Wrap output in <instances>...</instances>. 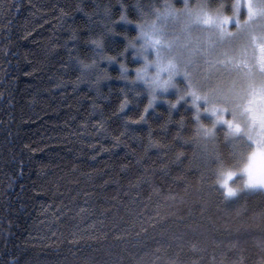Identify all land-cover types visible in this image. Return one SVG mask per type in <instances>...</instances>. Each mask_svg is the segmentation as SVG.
<instances>
[{
    "label": "trees",
    "instance_id": "16d2710c",
    "mask_svg": "<svg viewBox=\"0 0 264 264\" xmlns=\"http://www.w3.org/2000/svg\"><path fill=\"white\" fill-rule=\"evenodd\" d=\"M186 1L229 35L245 17ZM186 1L0 0V264H264V189L223 184L232 131L121 71L137 26Z\"/></svg>",
    "mask_w": 264,
    "mask_h": 264
},
{
    "label": "rangeland",
    "instance_id": "374dc122",
    "mask_svg": "<svg viewBox=\"0 0 264 264\" xmlns=\"http://www.w3.org/2000/svg\"><path fill=\"white\" fill-rule=\"evenodd\" d=\"M168 4L163 5L152 20H144L137 26L136 37L142 39V30L152 31L154 27V35L160 43L144 47L152 49L154 63L161 68L167 69L169 62L175 66L171 76L179 71L177 80L181 86L178 90H170L168 96H184V89L189 86L188 91L196 93L197 97L203 95L210 101L213 112L223 113L239 109L251 98L253 89H264V0H236L235 10L239 12L242 5L245 17L236 23L238 27L230 35L228 24L231 17H216L209 11L202 12L191 7L187 1L180 8L174 7L176 3ZM183 8L186 10L181 17L174 15L175 9L181 11ZM188 42L192 43V49L185 46ZM142 43L145 45L144 39ZM136 67L131 70L135 71ZM152 75V72H145L133 77V81L141 82L150 92L151 88L145 81ZM161 95L164 96V93ZM152 104L155 102L150 106ZM256 112L258 117H264V103L257 102ZM235 126L239 130L240 124ZM228 129L231 130L230 125ZM229 172L233 173L231 177L227 176L228 172L223 177V181H228L227 192L229 187L233 192L264 189L249 186L248 181L237 176L235 171Z\"/></svg>",
    "mask_w": 264,
    "mask_h": 264
},
{
    "label": "clouds",
    "instance_id": "9594fccd",
    "mask_svg": "<svg viewBox=\"0 0 264 264\" xmlns=\"http://www.w3.org/2000/svg\"><path fill=\"white\" fill-rule=\"evenodd\" d=\"M142 39H144V37ZM142 39L137 38L131 43L126 41V51L124 54L127 55L130 51L131 58L138 62L135 63L137 65L135 71L124 66H121V71L124 72L125 75L133 77H139L145 72H152L153 75L145 81L148 86L149 82L168 81V83L163 86L153 85L150 87L151 91L148 93V102L159 104L161 102L167 103L171 101L170 104L172 107H177L181 101H187V104L194 109L189 115L191 119L197 123L202 122L201 117L203 115H208L212 117L211 124L213 126L222 124L225 128H228V122L231 120V131L234 138L240 142L242 148V151H238L236 154L237 165L234 171H236L237 176H241L248 181V171L246 169L251 166L254 175L258 179L264 180V175H262L264 174V125H262L261 120H253L251 112L243 106V103L235 112L231 110L223 113L213 112L210 107V101L203 95L199 97L194 96L191 91H188L189 86L184 89L186 92L184 96L177 95L175 98L168 96L167 93H169L170 90H178V86H181V83L177 80V78L180 77V73L177 70L176 75L173 77L170 75L171 70L169 68L164 69L155 64L152 49L145 48ZM138 53H142V55ZM141 65H144V67H141ZM160 93H164V97L167 98L166 101H161ZM260 103L264 102L260 101ZM189 115H185L186 118ZM237 123L240 124L238 131L235 129Z\"/></svg>",
    "mask_w": 264,
    "mask_h": 264
},
{
    "label": "snow or ice",
    "instance_id": "6c2138e0",
    "mask_svg": "<svg viewBox=\"0 0 264 264\" xmlns=\"http://www.w3.org/2000/svg\"><path fill=\"white\" fill-rule=\"evenodd\" d=\"M154 32H155L154 27H153L152 31H143L142 30L141 34H142V36L144 37V40H145V45H144L145 47L148 46V45L155 46V45H158L160 43L159 39L154 35ZM179 43L180 42L178 41L177 44H179ZM185 46L188 47L189 49L193 48V45H192L191 42H188ZM158 66L161 67L160 65H158ZM85 67H87V66H85ZM167 67L171 70V72L176 70L175 66L172 65L171 62H169ZM167 83H168V81H163V82L153 81V82H149V87H152L153 85H155V86H163L164 84H167ZM139 95H140V93L137 92V96H139ZM193 95L196 96V93H193ZM250 96H251V98L248 99L247 102L244 103L243 106L251 112L253 120L260 119L262 125H264V117H258V114L256 112V104H257V102L258 101L264 102V89H260V90L253 89L251 91V93H250ZM149 104H151V102H149ZM143 111L146 114L148 112V108L147 107L144 108ZM228 123H229L230 126L232 125L231 121H229ZM235 128H236V130H238V126H235ZM254 156H255V154H254ZM246 170L248 171V184L250 186H252V187H264V180L258 179L254 175V172H253V169H252L251 166H249ZM232 175H233L232 172H228L227 173L228 177H231ZM223 182L226 185L228 183L227 180H225ZM228 193H229V195H232L233 194V189L229 187L228 188Z\"/></svg>",
    "mask_w": 264,
    "mask_h": 264
}]
</instances>
